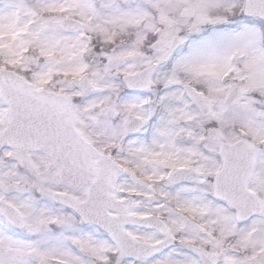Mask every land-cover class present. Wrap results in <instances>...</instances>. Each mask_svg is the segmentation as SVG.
Wrapping results in <instances>:
<instances>
[{"label": "snow or ice", "instance_id": "obj_1", "mask_svg": "<svg viewBox=\"0 0 264 264\" xmlns=\"http://www.w3.org/2000/svg\"><path fill=\"white\" fill-rule=\"evenodd\" d=\"M0 264H264V0H0Z\"/></svg>", "mask_w": 264, "mask_h": 264}]
</instances>
